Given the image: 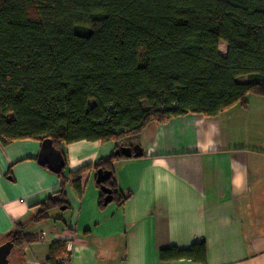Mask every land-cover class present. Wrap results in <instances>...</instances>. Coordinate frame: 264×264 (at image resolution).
I'll return each mask as SVG.
<instances>
[{
	"label": "trees",
	"instance_id": "trees-1",
	"mask_svg": "<svg viewBox=\"0 0 264 264\" xmlns=\"http://www.w3.org/2000/svg\"><path fill=\"white\" fill-rule=\"evenodd\" d=\"M249 92L264 94V0H0L3 145L50 137L55 147L86 139L112 140L116 149L150 121L214 116ZM118 157L125 156L113 152L71 174L110 171L95 186L111 188L120 203L128 194H118L112 178ZM63 169L59 190L32 221L64 202ZM103 196L99 189L101 207ZM9 238L19 250L32 239L21 223ZM66 255V241H53L45 263L66 264ZM159 255L203 263L205 245H170Z\"/></svg>",
	"mask_w": 264,
	"mask_h": 264
},
{
	"label": "crops",
	"instance_id": "crops-1",
	"mask_svg": "<svg viewBox=\"0 0 264 264\" xmlns=\"http://www.w3.org/2000/svg\"><path fill=\"white\" fill-rule=\"evenodd\" d=\"M133 143L140 156L112 161L115 188L128 196L102 207L94 168L71 172L108 157L116 142L61 143L64 202L37 221L60 176L37 161L41 139L0 143V242L17 223L32 237L10 263L46 264L50 244L65 240L66 264H264V94L249 92L214 116L150 121L123 142ZM199 241L203 263L160 258L161 248Z\"/></svg>",
	"mask_w": 264,
	"mask_h": 264
},
{
	"label": "water",
	"instance_id": "water-1",
	"mask_svg": "<svg viewBox=\"0 0 264 264\" xmlns=\"http://www.w3.org/2000/svg\"><path fill=\"white\" fill-rule=\"evenodd\" d=\"M114 153L122 154L125 157H137L142 154L141 146L138 143L133 144H121L114 150ZM37 161L40 164H45L50 170L58 172L64 166V157L61 150L55 147L50 137H44L41 139V146L37 155ZM110 171L101 172L96 171L95 182H102L109 177ZM99 189L104 193L103 202L107 203L112 199L111 188L100 184ZM14 245L10 238L0 242V264H11L10 254Z\"/></svg>",
	"mask_w": 264,
	"mask_h": 264
},
{
	"label": "rangeland",
	"instance_id": "rangeland-1",
	"mask_svg": "<svg viewBox=\"0 0 264 264\" xmlns=\"http://www.w3.org/2000/svg\"><path fill=\"white\" fill-rule=\"evenodd\" d=\"M218 49H219V52H220V53H222V54L225 53L226 44H225L224 41H220V42H219ZM241 77L244 78V75L239 76V78H241Z\"/></svg>",
	"mask_w": 264,
	"mask_h": 264
},
{
	"label": "built area",
	"instance_id": "built-area-1",
	"mask_svg": "<svg viewBox=\"0 0 264 264\" xmlns=\"http://www.w3.org/2000/svg\"><path fill=\"white\" fill-rule=\"evenodd\" d=\"M43 233H44L43 231H40V232L37 234L36 237H37V238H40V237L43 235Z\"/></svg>",
	"mask_w": 264,
	"mask_h": 264
}]
</instances>
